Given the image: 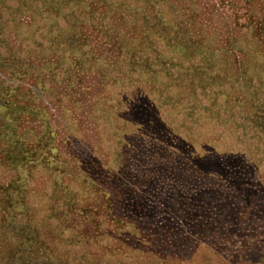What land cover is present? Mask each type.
<instances>
[{
  "label": "rangeland",
  "instance_id": "1",
  "mask_svg": "<svg viewBox=\"0 0 264 264\" xmlns=\"http://www.w3.org/2000/svg\"><path fill=\"white\" fill-rule=\"evenodd\" d=\"M127 1L188 16L206 99L80 0H0V264H264V0Z\"/></svg>",
  "mask_w": 264,
  "mask_h": 264
},
{
  "label": "trees",
  "instance_id": "2",
  "mask_svg": "<svg viewBox=\"0 0 264 264\" xmlns=\"http://www.w3.org/2000/svg\"><path fill=\"white\" fill-rule=\"evenodd\" d=\"M128 2L127 0H80L79 8L83 4L87 8H93L91 12L94 16L101 19L105 17L102 22L107 28L120 24L116 27L126 30L121 38L118 36L116 39L124 45L132 63L143 66L144 75L148 76L146 78L156 80V87L161 89L158 91L159 95L169 92L173 97V103L178 97H185L188 100L195 99V102L198 98L206 99L204 89L197 83L194 85L196 78L188 74L189 68L178 62L182 55V51L178 48L181 42H174V46L170 43L171 38L169 37L170 42L169 40H165L167 44L163 42L168 34H174L175 31L178 34V25L185 26L188 16L186 19L183 13H165L156 10V7L152 5H150L152 10L135 13ZM68 4L72 5L70 2ZM102 11H106L110 19L106 21L107 17ZM110 21L112 23H109ZM185 50L184 52L191 54L190 51ZM150 82L154 83L152 80ZM3 155H6L7 160L11 162L12 153L3 152L1 158ZM13 159L24 163L25 154L20 152ZM8 191L9 189L0 183V200L6 201V204ZM13 245V243L10 244V249H13Z\"/></svg>",
  "mask_w": 264,
  "mask_h": 264
}]
</instances>
